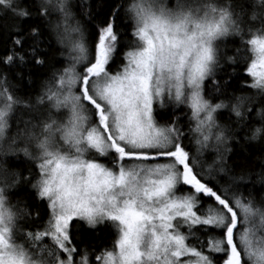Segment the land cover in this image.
<instances>
[{
  "label": "snow or ice",
  "instance_id": "snow-or-ice-1",
  "mask_svg": "<svg viewBox=\"0 0 264 264\" xmlns=\"http://www.w3.org/2000/svg\"><path fill=\"white\" fill-rule=\"evenodd\" d=\"M74 6V0H35L30 11L20 0H0V19L17 21L0 24L11 37L7 67H23L30 58L45 64L39 29L23 34L19 21L25 17L48 20L58 42L76 53L52 72L35 103L30 97L25 103L18 85L0 72V158L23 153L37 162L34 183L31 174L0 164V264H87L86 250L74 260V221L112 226L116 239L104 264H217L215 254L224 257L222 264H250L254 256L264 264L257 235L264 227V196L257 200L251 189L245 196L240 185L250 174H235L225 157L241 132L246 141H264V106L230 93L228 78L216 79L218 69L239 58L250 87L264 96V0L113 4L106 19L93 21L91 55ZM83 14L92 20L90 12ZM122 16L131 21L133 43L123 38ZM29 36L36 39L25 49ZM230 36L242 45L233 55L224 46ZM121 45L125 62L110 71ZM16 76L23 78L19 71ZM206 86L208 96L225 99H206ZM169 105L172 115L165 119ZM181 105L190 110L186 124L176 115ZM222 109L229 110L225 124L218 122ZM254 109L259 126L249 120ZM208 151L215 153L210 165L203 159ZM21 182L49 209L42 230H22L39 214L19 201L11 204L10 190Z\"/></svg>",
  "mask_w": 264,
  "mask_h": 264
},
{
  "label": "trees",
  "instance_id": "trees-1",
  "mask_svg": "<svg viewBox=\"0 0 264 264\" xmlns=\"http://www.w3.org/2000/svg\"><path fill=\"white\" fill-rule=\"evenodd\" d=\"M22 5L30 11H35V0H20ZM130 0H88L87 4H82L81 0H74L73 13L75 21H79L85 35V44L89 48L91 55L92 44L96 40V28L93 21H100L107 18V14L113 4L127 5ZM91 13L92 20L89 16L84 15V11ZM49 19L55 20L56 16L50 17ZM11 16L0 19V24L7 23L9 26L12 23H16ZM22 28L23 34L27 36L33 28H38L40 32L41 48L46 51H40L39 57L45 60L43 66H38L30 58L28 63L23 67H7L4 63L5 58L12 54L11 48V37L7 35V32L0 29V72H4L7 77L16 85H18V93L24 99V102H28V98H31L33 103L36 102L37 98L45 91V85L50 80L52 72L56 69H62L69 64L67 48L65 45L58 42L56 34L52 27L49 25L48 20L41 18L40 16L25 17L19 21ZM131 24L130 19L121 17L120 28L125 33L124 39L128 40L129 43H133L130 35H127L129 26ZM251 37H245L249 39ZM36 37L29 36L25 41L24 48L27 49ZM224 46L228 49V55H233L234 48L242 47L239 37L230 36L225 38ZM15 51L21 52L20 48H16ZM126 49L121 45L115 54L114 62L110 65V71H116L120 66L124 64L123 53ZM27 56V53H24ZM245 53H242V55ZM21 72L23 78H17L16 73ZM231 74V76H229ZM31 78V79H29ZM229 79L228 91L235 96H250L253 97L257 107L264 106V96H261L257 89L250 87L252 78L246 73V64L242 61L237 60L236 64H224L223 68L217 70L216 79L223 81ZM205 98L211 100L213 103H219L224 100L225 97H210L208 96V88H205ZM24 111L23 107L18 110L16 115ZM166 113L165 119H168L172 115V106L169 105L166 109H163ZM222 115L218 119L221 124L228 123L227 117L229 115L228 109L220 110ZM16 115H14L11 123V132L16 130ZM176 115L180 116L181 123L186 124L188 117H190V110L186 105H181L176 109ZM256 117V110L249 115V120L253 124L259 126L258 118ZM25 118L27 116L25 115ZM235 119L233 115V120ZM194 126V122H193ZM187 131V129H185ZM245 133L241 132L238 134L239 142H231L228 147L231 148V152L225 154L226 166L230 167L235 174L242 172L249 173L250 176L247 178L245 183L240 185V191L247 196L248 191L251 189L253 196L259 200L264 196V183H259L261 173H264V141H252L244 139ZM196 145L194 142L190 145V150L195 151ZM215 153L208 151L204 153L203 159L206 164L210 165L213 163ZM34 162L28 157H25L23 153L9 154L3 158H0V164L7 167L10 171L20 172L24 176L31 174L33 176V183L37 176V169ZM224 182L223 180L221 181ZM182 191L187 192L188 189L184 188ZM9 200L11 204L15 205L20 202V207H25L30 211L33 216L39 214V219H29L24 225L23 231H34L42 230V225H45L49 218V209L43 200L38 198L37 190L32 188L30 184L21 182L15 188L10 190ZM72 234L76 237L73 240V244L78 250V254L74 257L75 261L81 260V254L87 251V264H100L103 260L102 257L106 251L113 250V241L116 239L115 231L112 226L108 223L97 225L95 228L89 227L86 222L80 221L79 223L73 222ZM200 239L204 237L197 233ZM211 235L219 236V232L211 233ZM22 243L23 241H18ZM46 243H49L46 241ZM194 246L196 241H190ZM100 257V259H98ZM221 254H215L213 256L214 262L222 264Z\"/></svg>",
  "mask_w": 264,
  "mask_h": 264
},
{
  "label": "clouds",
  "instance_id": "clouds-1",
  "mask_svg": "<svg viewBox=\"0 0 264 264\" xmlns=\"http://www.w3.org/2000/svg\"><path fill=\"white\" fill-rule=\"evenodd\" d=\"M69 3H71V0H68ZM70 23H74V20L73 21H70ZM75 35V34H73ZM66 48H67V54L68 55H75L76 53L75 52H72L71 50V45L70 44H66L65 45ZM258 238H259V241H260V247L262 249H264V227H262L259 231H258ZM255 246V245H254ZM250 264H261V261L258 260L255 256L250 260Z\"/></svg>",
  "mask_w": 264,
  "mask_h": 264
},
{
  "label": "rangeland",
  "instance_id": "rangeland-1",
  "mask_svg": "<svg viewBox=\"0 0 264 264\" xmlns=\"http://www.w3.org/2000/svg\"><path fill=\"white\" fill-rule=\"evenodd\" d=\"M100 264H104L103 260L101 261V263H100Z\"/></svg>",
  "mask_w": 264,
  "mask_h": 264
}]
</instances>
